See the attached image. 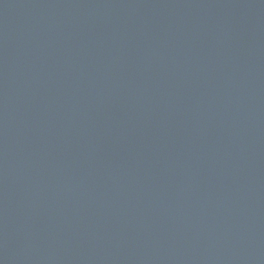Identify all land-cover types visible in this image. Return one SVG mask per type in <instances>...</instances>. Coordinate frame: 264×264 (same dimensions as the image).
<instances>
[{
	"label": "water",
	"instance_id": "1",
	"mask_svg": "<svg viewBox=\"0 0 264 264\" xmlns=\"http://www.w3.org/2000/svg\"><path fill=\"white\" fill-rule=\"evenodd\" d=\"M0 264H264V0H0Z\"/></svg>",
	"mask_w": 264,
	"mask_h": 264
}]
</instances>
